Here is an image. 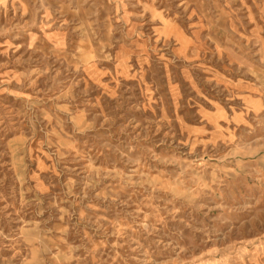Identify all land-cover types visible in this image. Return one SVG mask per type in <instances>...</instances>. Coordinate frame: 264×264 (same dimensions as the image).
<instances>
[{"label":"rangeland","instance_id":"rangeland-1","mask_svg":"<svg viewBox=\"0 0 264 264\" xmlns=\"http://www.w3.org/2000/svg\"><path fill=\"white\" fill-rule=\"evenodd\" d=\"M0 264H264V0H0Z\"/></svg>","mask_w":264,"mask_h":264}]
</instances>
